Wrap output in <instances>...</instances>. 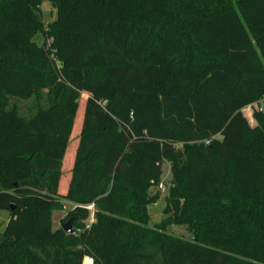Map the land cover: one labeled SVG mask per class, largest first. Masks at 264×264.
<instances>
[{
  "label": "trees",
  "instance_id": "1",
  "mask_svg": "<svg viewBox=\"0 0 264 264\" xmlns=\"http://www.w3.org/2000/svg\"><path fill=\"white\" fill-rule=\"evenodd\" d=\"M0 209V264H264V0H0Z\"/></svg>",
  "mask_w": 264,
  "mask_h": 264
},
{
  "label": "rangeland",
  "instance_id": "2",
  "mask_svg": "<svg viewBox=\"0 0 264 264\" xmlns=\"http://www.w3.org/2000/svg\"><path fill=\"white\" fill-rule=\"evenodd\" d=\"M36 14L37 17L44 23L45 26L48 25L49 22H51L55 17H56V9L54 7V5L49 2V1H42L40 4H38V6L36 7ZM35 41L38 44H42L44 42V37L41 33H37L34 36ZM85 98V96L83 97V99ZM38 104H45L44 101L42 100H38L36 98H33L31 100H16V99H11L10 100V106L12 107L13 105H16L20 114L23 116H29L34 110L37 109ZM261 110V104L256 103L253 105H249L247 107H245L242 112H241V117L244 121H246L250 126H256L258 121L257 118L255 116L256 112ZM76 134L79 133L80 131V123L76 122ZM220 138H222L221 135H219ZM76 140H74L73 142H70V145L68 146L67 149V157L64 160V165H63V177L61 180V184H60V191L61 192H65V190L67 189L68 186V179H69V169L71 166V162H72V156H71V151L73 148V145L75 144ZM163 178L162 181L164 183V185H168L170 176H171V172H170V164L168 162H165L164 164V168H163ZM151 193H159V199L158 201L149 206V213L151 216V221H150V227H153L161 222L164 221L165 219V215L163 213V210L165 208L166 205V197H167V190L166 191H162L160 190L159 185L157 187L152 188ZM63 205L64 208L62 209H56L53 211V216H52V227L53 230H56L58 228H61L63 223L68 222L70 219L73 220V227L76 228L78 227V225L82 222V221H78V223H74V218L70 216V213L73 212L75 210V208L77 207V205L74 202L71 201H63ZM91 211V216L88 220H86L85 222H83L86 225H89L91 222H93L94 220V208L89 209ZM10 219V213L9 211L6 210H1L0 209V230L3 231L5 230L8 222ZM78 230V229H77ZM165 231L167 233L170 234H174L177 236H181L183 238L186 239H191L192 238V234L191 232L188 230L187 225L185 224H172L169 225ZM93 261L90 258H86L84 260V264H92Z\"/></svg>",
  "mask_w": 264,
  "mask_h": 264
},
{
  "label": "water",
  "instance_id": "3",
  "mask_svg": "<svg viewBox=\"0 0 264 264\" xmlns=\"http://www.w3.org/2000/svg\"><path fill=\"white\" fill-rule=\"evenodd\" d=\"M11 209L13 210L14 207L12 206ZM61 228L67 233V234H76L78 231L73 227V220L70 219L68 222L63 223Z\"/></svg>",
  "mask_w": 264,
  "mask_h": 264
},
{
  "label": "built area",
  "instance_id": "4",
  "mask_svg": "<svg viewBox=\"0 0 264 264\" xmlns=\"http://www.w3.org/2000/svg\"><path fill=\"white\" fill-rule=\"evenodd\" d=\"M159 187H160V190H162V191L166 190V187H165L163 182H160ZM92 208H93V205L88 206V209H92Z\"/></svg>",
  "mask_w": 264,
  "mask_h": 264
}]
</instances>
